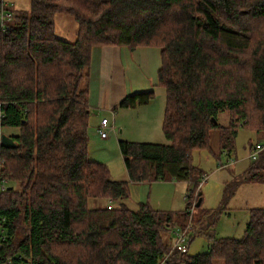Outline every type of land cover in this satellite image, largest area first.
I'll use <instances>...</instances> for the list:
<instances>
[{
	"label": "trees",
	"instance_id": "trees-1",
	"mask_svg": "<svg viewBox=\"0 0 264 264\" xmlns=\"http://www.w3.org/2000/svg\"><path fill=\"white\" fill-rule=\"evenodd\" d=\"M58 12L76 21L73 41L56 36ZM8 25L0 29V129L16 146H0V264H159L171 211L88 200L126 198L129 182H191L190 154L209 145L212 129L221 139L239 129L264 134V0H31ZM105 45L158 48L165 92L167 143L119 139L121 181L88 157L87 76L92 48ZM153 97L128 94L114 109ZM252 160L249 179L264 181V149ZM192 185L184 215L191 197L195 207L200 199ZM187 252L165 264H264V204L249 209L242 237Z\"/></svg>",
	"mask_w": 264,
	"mask_h": 264
},
{
	"label": "rangeland",
	"instance_id": "rangeland-1",
	"mask_svg": "<svg viewBox=\"0 0 264 264\" xmlns=\"http://www.w3.org/2000/svg\"><path fill=\"white\" fill-rule=\"evenodd\" d=\"M7 1L9 2L8 9L13 11V15L31 11V0ZM54 25L56 36L67 41L75 39L77 23L70 15L56 13ZM132 56L133 69H130L129 75L131 78L136 77L137 81V87L132 93L149 90L154 92V97L149 104L154 110L152 115H156V118L146 123L144 122L145 111L139 108L134 112L121 110L119 128L115 132L110 131L107 138H101L97 132L100 118L103 115L106 116L110 125L112 114L107 112L94 114L90 111L87 130L89 159L107 165L111 177L120 181L127 180V172L118 146L119 139L167 143L161 130L165 92L157 85L156 78L160 67L159 49L138 47ZM218 121L224 126L227 125L228 113L220 112ZM121 126L124 130L122 133L120 132ZM144 127H149L148 134L144 132L146 131ZM0 132L8 135L11 131L0 129ZM137 132L142 135L135 137L133 133ZM256 143H264V134L239 129L235 136L227 132L221 139L219 131L212 129L209 135V145L203 149L193 150L190 154L191 182H129L128 197L117 200L90 198L88 205L94 208L116 207L124 204L131 209H136L140 203H149L155 209L171 211L174 222L164 233V239L169 244L168 250L173 240L172 230L175 227L187 226L191 220L192 228L187 234L189 239L187 253L194 255L206 252L213 238L242 237L249 220V209L264 204V181H252L246 169L253 161L249 153ZM219 162L222 164L221 167ZM227 162L229 165L225 166ZM192 182L199 184L198 191L202 202L195 207L189 218L188 215L183 214L187 202L184 196L187 186L188 189L192 188ZM21 227H24V223ZM21 234L20 231V235L17 236L21 237ZM216 264H222V262L218 260Z\"/></svg>",
	"mask_w": 264,
	"mask_h": 264
},
{
	"label": "crops",
	"instance_id": "crops-1",
	"mask_svg": "<svg viewBox=\"0 0 264 264\" xmlns=\"http://www.w3.org/2000/svg\"><path fill=\"white\" fill-rule=\"evenodd\" d=\"M136 48L131 50L124 46L105 45L93 47L91 50L90 65L87 76L88 107L94 114H102L105 112L111 113L112 122L110 125L113 126L112 131L114 132L119 128V118L122 114L120 113L121 110H124L123 112H134L139 108L140 110L145 111L144 114L146 116L144 117V122L146 123L152 122L156 118V115H152L154 110L149 103L135 108L114 109L115 105H117L122 98L128 94H132L137 87L136 77L131 78L129 75L130 69H133L132 54L135 52ZM103 117L106 116H101V118ZM144 128L146 131H143L148 134L149 127ZM123 131V127L121 126L120 132L122 133ZM133 134L135 137L142 135L140 132ZM166 181L178 182L173 180ZM187 189L188 186L186 190ZM200 199L201 203L202 198Z\"/></svg>",
	"mask_w": 264,
	"mask_h": 264
},
{
	"label": "built area",
	"instance_id": "built-area-1",
	"mask_svg": "<svg viewBox=\"0 0 264 264\" xmlns=\"http://www.w3.org/2000/svg\"><path fill=\"white\" fill-rule=\"evenodd\" d=\"M9 2L7 0H0V29L5 31L8 29V22L12 17V12L8 9ZM113 130V126L109 125V121L106 117L101 118L99 127L97 132L101 138H106L109 135V132ZM1 134V132H0ZM1 146V145H0ZM264 149V143H256L250 150L249 157L250 159H256L258 153ZM231 161V160H230ZM3 163V158L1 155L0 150V170ZM220 167L222 166L221 162H219ZM228 162L225 166H228ZM205 176V175H204ZM199 185V184H198ZM7 187V181L0 177V191H3ZM190 196V192H187L184 196V199ZM190 199L187 212L189 218L191 217L192 213L194 212L195 207V196L191 197ZM5 219L4 217H0V222H3ZM191 224L192 221L189 220L187 226L185 227H175L172 230L173 240L171 242L170 249L164 254L159 264H165L172 256L174 255H181L188 251L189 247V239L188 233L191 231ZM4 239L3 236V229L0 228V247H2V240Z\"/></svg>",
	"mask_w": 264,
	"mask_h": 264
},
{
	"label": "water",
	"instance_id": "water-1",
	"mask_svg": "<svg viewBox=\"0 0 264 264\" xmlns=\"http://www.w3.org/2000/svg\"><path fill=\"white\" fill-rule=\"evenodd\" d=\"M212 120L215 121L214 118H212ZM0 144L1 146L6 147V148H11V147L16 146V143L13 141V139L5 133L0 134ZM200 200L201 199H198L196 206L200 204Z\"/></svg>",
	"mask_w": 264,
	"mask_h": 264
}]
</instances>
